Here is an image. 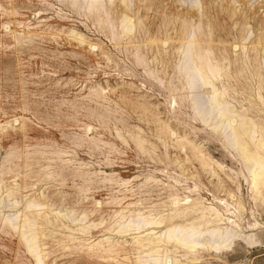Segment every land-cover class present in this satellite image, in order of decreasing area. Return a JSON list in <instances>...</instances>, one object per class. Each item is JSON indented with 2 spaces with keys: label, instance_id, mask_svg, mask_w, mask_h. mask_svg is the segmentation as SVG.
Returning a JSON list of instances; mask_svg holds the SVG:
<instances>
[{
  "label": "rangeland",
  "instance_id": "1",
  "mask_svg": "<svg viewBox=\"0 0 264 264\" xmlns=\"http://www.w3.org/2000/svg\"><path fill=\"white\" fill-rule=\"evenodd\" d=\"M0 264H264V0H0Z\"/></svg>",
  "mask_w": 264,
  "mask_h": 264
},
{
  "label": "bare ground",
  "instance_id": "2",
  "mask_svg": "<svg viewBox=\"0 0 264 264\" xmlns=\"http://www.w3.org/2000/svg\"><path fill=\"white\" fill-rule=\"evenodd\" d=\"M46 7H47V6H46ZM193 69L195 70L196 73L198 72L195 68H193Z\"/></svg>",
  "mask_w": 264,
  "mask_h": 264
}]
</instances>
